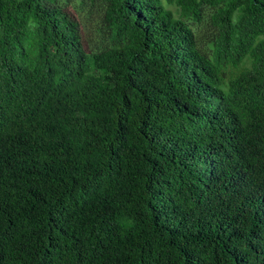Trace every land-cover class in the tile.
<instances>
[{
  "label": "trees",
  "instance_id": "1",
  "mask_svg": "<svg viewBox=\"0 0 264 264\" xmlns=\"http://www.w3.org/2000/svg\"><path fill=\"white\" fill-rule=\"evenodd\" d=\"M0 264H264V0H0Z\"/></svg>",
  "mask_w": 264,
  "mask_h": 264
},
{
  "label": "rangeland",
  "instance_id": "2",
  "mask_svg": "<svg viewBox=\"0 0 264 264\" xmlns=\"http://www.w3.org/2000/svg\"><path fill=\"white\" fill-rule=\"evenodd\" d=\"M93 23H91L90 21L89 22H86L85 23V26H84V36L89 39L91 37V29L94 27V25H92Z\"/></svg>",
  "mask_w": 264,
  "mask_h": 264
}]
</instances>
